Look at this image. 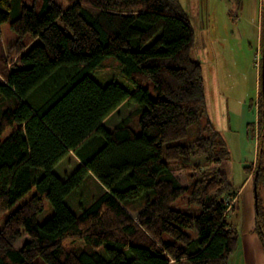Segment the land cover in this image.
<instances>
[{
    "label": "trees",
    "instance_id": "trees-1",
    "mask_svg": "<svg viewBox=\"0 0 264 264\" xmlns=\"http://www.w3.org/2000/svg\"><path fill=\"white\" fill-rule=\"evenodd\" d=\"M2 23L17 35L18 57L6 67L0 55V137L14 127L0 138V264H227L238 237L224 196L237 191L223 138L200 122L204 80L178 0H42L38 11L0 0ZM107 58L130 85L94 77ZM258 94L260 107V82ZM126 101L137 105L139 129L128 119L105 128ZM194 123L196 138L171 144ZM260 126L252 233L264 252ZM70 154L79 163L60 177L53 169ZM169 163L191 170L187 185ZM88 177L100 191L74 211L66 198ZM184 193L196 208L172 206ZM44 200L53 213L39 223ZM66 238L83 244L67 250Z\"/></svg>",
    "mask_w": 264,
    "mask_h": 264
},
{
    "label": "rangeland",
    "instance_id": "rangeland-1",
    "mask_svg": "<svg viewBox=\"0 0 264 264\" xmlns=\"http://www.w3.org/2000/svg\"><path fill=\"white\" fill-rule=\"evenodd\" d=\"M56 1L63 6L67 4V0ZM23 2L28 7H35L36 11L42 4V0H23ZM258 2L257 0H178L180 7L188 16L194 33V47L190 56L192 60L200 64L204 80L205 107L200 122L202 124L206 120L210 121L223 138L225 147L229 152L227 158L231 162L232 187L237 193L226 194L224 199L229 201L226 221L235 228L238 237L237 249L231 257V263L234 259L237 264L244 262L241 256L242 236L252 233V229L256 226L254 190L251 180V171L255 166L256 159H252L254 165L251 164V170L245 171L241 159L247 155V145L240 141L238 133L241 130L239 128L242 116L241 107L243 104H247L249 98H252L253 101L255 99L252 97L250 82L248 81L246 84L244 77L248 63L256 56L251 20ZM16 39L17 35L10 30L7 23L0 24V55L4 58L1 62L6 67H10L18 57V52L15 50ZM24 41L28 43L30 37L26 36ZM260 55L261 53L258 51L259 61ZM94 77L101 83L115 80L123 85H130L128 80L122 76L117 62L112 58H107L95 69ZM245 85L247 89H245ZM146 87L149 88L150 96L155 98L156 94L152 86L146 85ZM256 105L255 114L259 126V101ZM136 109V104L126 101L112 112L102 124L105 128L112 129L121 120L128 119L136 129H139L136 123ZM13 129L14 127L6 129L0 138L7 137ZM196 136L197 124L194 123L188 127L185 137L171 141V144H188ZM199 160L200 158H193V162ZM78 163L75 156L70 154L54 167L53 171L58 176L64 177L72 173ZM176 164L169 163V166L175 170ZM205 167H207L206 163H202L201 168L204 169ZM190 171L177 169L173 173L181 184L187 185L190 182ZM246 176L250 178V181H244ZM241 186H243L242 189H240ZM32 191L26 194L20 202L27 199ZM99 191L100 187L96 180L88 177L77 190L66 198V202L70 208L77 211L80 206H86ZM260 196L264 199V186L260 187ZM188 200V196L184 193L172 203V206L184 210L196 208L190 206ZM189 212L193 213L194 211L190 210ZM52 213L51 204L44 200L43 210L37 215V221L42 223ZM1 222L2 220H0V224ZM188 232L193 234L191 231ZM248 239L250 240V237ZM21 240L24 242L27 237L26 239L23 237ZM82 244L83 239L79 238H66L63 242L67 250Z\"/></svg>",
    "mask_w": 264,
    "mask_h": 264
},
{
    "label": "crops",
    "instance_id": "crops-1",
    "mask_svg": "<svg viewBox=\"0 0 264 264\" xmlns=\"http://www.w3.org/2000/svg\"><path fill=\"white\" fill-rule=\"evenodd\" d=\"M259 1V2H258ZM258 5L251 20L253 25L254 40H255V52L256 60L253 58L248 63V68L245 71V80L246 84L250 82L252 89V97H255L254 101L252 98L248 99L247 104L242 105L241 109V120L239 131V139L242 143L247 145L246 156L241 159L242 164L245 167H249L250 164L254 162L252 159H256V153L259 145V135L257 137L258 122L256 118V104L258 102V93H259V58L258 51L261 52V43H262V26H263V2L264 0H257ZM245 89L246 85H245ZM248 97V96H247ZM254 156V157H253ZM244 181H250V178L246 176ZM244 186V184H243ZM240 189H242V187ZM244 189V188H243ZM250 237V240L248 239ZM242 258L243 264H264V252L258 236L255 233H250L249 235L244 234L242 236ZM235 252V251H234ZM234 252L228 259L227 264H237L233 259L231 263V257L234 255Z\"/></svg>",
    "mask_w": 264,
    "mask_h": 264
},
{
    "label": "water",
    "instance_id": "water-1",
    "mask_svg": "<svg viewBox=\"0 0 264 264\" xmlns=\"http://www.w3.org/2000/svg\"><path fill=\"white\" fill-rule=\"evenodd\" d=\"M264 8V7H263ZM261 55L259 61V82H260V119H261V139H262V153L264 160V26L262 31V43H261ZM254 190V205L255 211H257L258 207V194H257V186L253 184Z\"/></svg>",
    "mask_w": 264,
    "mask_h": 264
},
{
    "label": "built area",
    "instance_id": "built-area-1",
    "mask_svg": "<svg viewBox=\"0 0 264 264\" xmlns=\"http://www.w3.org/2000/svg\"><path fill=\"white\" fill-rule=\"evenodd\" d=\"M257 134V137H258V135H259V127H258V130H257V132H256ZM226 202H229V201H226Z\"/></svg>",
    "mask_w": 264,
    "mask_h": 264
}]
</instances>
